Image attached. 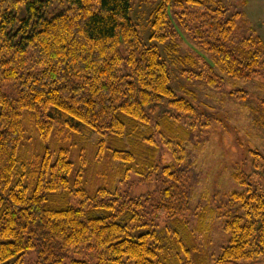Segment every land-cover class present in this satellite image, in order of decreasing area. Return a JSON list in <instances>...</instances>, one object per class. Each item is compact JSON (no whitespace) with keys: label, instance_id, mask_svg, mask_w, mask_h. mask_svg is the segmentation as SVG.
Returning <instances> with one entry per match:
<instances>
[{"label":"trees","instance_id":"1","mask_svg":"<svg viewBox=\"0 0 264 264\" xmlns=\"http://www.w3.org/2000/svg\"><path fill=\"white\" fill-rule=\"evenodd\" d=\"M133 0H0V264H238L264 257V190L243 171L239 190L193 191L179 172L202 114L173 87L176 23L213 65L178 64L207 87L264 72V41L246 13L223 0L153 5L151 45L131 18ZM55 5L63 10L54 13ZM190 25L192 28H190ZM231 96L245 101L248 93ZM264 128V100L258 108ZM96 137V140H95ZM175 163L162 164L161 150ZM251 154L258 165L264 155ZM135 175L158 190L120 186ZM229 235L214 261L216 223Z\"/></svg>","mask_w":264,"mask_h":264},{"label":"rangeland","instance_id":"2","mask_svg":"<svg viewBox=\"0 0 264 264\" xmlns=\"http://www.w3.org/2000/svg\"><path fill=\"white\" fill-rule=\"evenodd\" d=\"M223 1L229 9L245 12L250 24L264 41V0ZM132 4L131 18L139 27L144 42L151 45L150 23L154 6L144 4L142 0H133ZM62 10L63 6L55 5L51 11L58 13ZM175 27L180 35L179 51L169 56L165 47L160 46L162 55L171 67L174 89L180 95L189 97L202 114L196 123L199 128L196 134L197 142L186 147L181 166H177L193 191L192 208L204 203L202 201L206 193L214 195L239 190L232 178L238 171L250 175L254 185L264 190V164L258 165L251 154L252 150H258L264 155V128L258 113L259 105L264 100V72L251 82L237 83L229 80L218 70L226 82L224 89L220 91L207 87L194 76L189 78L188 70L181 67L177 59L192 54L210 65L214 63L210 55L201 50L192 39L191 31L186 33L177 23ZM235 90L247 92L248 98L245 101L234 99L231 93ZM172 152L165 145L162 146L160 159L163 165L175 163ZM159 186L156 181L151 185H144L138 177L132 175L120 189L128 190L133 197L139 198L158 190ZM212 238L211 254L215 261L221 255L229 238L220 222L216 223ZM72 256L96 264L95 255L86 249H80L79 253ZM35 261L36 254L31 253L27 262L35 264ZM238 264H264V257L254 262L242 261Z\"/></svg>","mask_w":264,"mask_h":264}]
</instances>
